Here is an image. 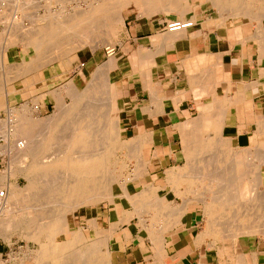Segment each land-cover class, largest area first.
<instances>
[{
	"label": "rangeland",
	"instance_id": "rangeland-1",
	"mask_svg": "<svg viewBox=\"0 0 264 264\" xmlns=\"http://www.w3.org/2000/svg\"><path fill=\"white\" fill-rule=\"evenodd\" d=\"M95 1L101 2L97 5L98 11L82 19L88 8L87 5L95 6L97 4ZM192 1L197 9L205 10L203 15L206 17L211 16L222 22L232 15L224 16L221 13L224 19L220 20L219 11H222L218 6V9L216 8L212 0ZM227 1L234 4L236 0ZM247 1L250 4L249 10L255 18L248 19L239 15L231 18L230 21L239 27H244L252 34L255 33L254 39L260 44L257 27L261 22L264 31V0ZM160 2L166 6L168 0H160ZM74 4L79 7L77 5L74 7ZM143 6L135 0H0V187L6 190L5 197L9 199L18 186L22 189V193L15 192L14 199L11 197L9 200L12 210L0 213V226L3 227L0 231V264H34V261H38L37 264H52L51 251L54 247L60 246L62 238L70 240L68 248L59 253L60 257L64 258L76 255L85 245H93L96 243L94 241L99 245L98 241L104 240L109 245L110 253L107 256L111 259V264H178L175 258L181 248L193 249L191 256L195 260L194 264H207L204 261L205 252L208 264H264V233L259 231L264 230V126H262L264 117H256L257 129L254 127L244 134L249 137L246 138L248 139L246 145H242L232 142L228 132L213 130L210 123L198 124L196 120L199 121L205 111H201L199 115L198 111H184L185 116L182 118H173L175 123L172 130L174 133L172 134L175 135L173 148L176 149V154L172 160L165 157L167 162L163 163L158 162L161 156L157 155V150L150 146L151 141L145 138L146 134H138L129 127L128 118L131 116V111L128 110L133 99L131 93L138 91L140 97L142 88L151 90L149 85L154 87L157 82L156 66L147 68L142 60L144 54L154 50V41L150 37L151 45H148L146 38L136 39L134 33L141 28L148 31L150 25L155 26L157 22L160 25L158 32H162L163 21L169 19L172 21L179 15L172 13L166 16L158 12L153 16L146 12V4L145 7ZM76 9L79 12H76ZM71 11L74 13L73 16ZM111 13L116 14L117 22L111 19L113 15ZM190 19L196 26L194 17ZM67 21L68 23H65ZM187 30H166L170 35L167 39L175 40L177 35L182 36ZM261 54L262 52L259 56ZM219 69L220 67L214 64L212 75L214 76ZM145 71L147 74L144 73ZM171 76L174 78L173 75ZM219 108L220 106L213 104L209 115L222 112ZM105 109L109 110L107 111L109 113L105 112ZM98 118L99 121H94ZM104 118L105 122H102ZM217 119L218 124L223 127V117ZM92 121L98 125V128L91 124ZM20 124L24 127V133L21 130L16 136L10 134L8 128ZM106 124L109 126L111 124V127L119 125L121 146L117 147L118 143L111 139ZM4 131L10 136L8 142L4 137ZM138 136H142L143 139L135 140L134 138ZM97 139L101 140L98 142ZM144 139L145 141L142 142ZM98 145L102 146L101 148H105L103 147L105 145L106 148L115 145L105 164L108 167H120L119 177L112 188L102 187L99 190L94 185L98 179H90L89 186L91 187L92 183L94 186L89 188V195L94 197L97 193L112 194L120 191L131 197L122 198L116 195L113 202H109V194L104 195L105 198L94 201L93 205L77 208L70 216V220L60 219L68 213L67 206L70 202V199L66 198L68 185L88 176L103 174L95 171L91 174L93 176L90 173L84 175L78 164L58 162L59 164L48 165L42 161L47 160L48 156L51 159V156L63 155L65 152L67 154L64 155L69 158L74 155V150H79L75 156L80 154V157H91V154L99 152L95 150H101ZM209 149L210 151H207ZM84 150L85 152L90 150V155L83 152ZM187 150L192 154H187ZM200 150L204 151L197 154ZM85 154L87 156H84ZM234 157L244 160H247L246 157H251L256 161L255 167L253 166L255 172L237 174L243 181L241 180L240 187H235L238 188L236 191L243 200H248L257 193L263 196L262 202L259 200L260 205L258 202L255 205L251 204L254 206L251 210H255L249 212L253 213L254 217L244 222L245 225H253L252 229L257 228V230L254 229L253 233L244 231L234 238L216 236L215 245L212 247L210 244L213 239L210 237L196 245L194 238L203 233L207 226L202 209L203 203L198 200L209 196L212 191H217L221 187V184L219 187L217 184L221 180L225 181V179L217 181L218 179L214 178L218 176L215 175L217 174L215 171L222 170L218 173L225 174L224 176H228L227 179L230 181L232 175L237 177L230 170L236 160ZM201 159L202 162H199ZM189 161L192 163L189 164ZM180 168H184V171L188 170L185 175H201L193 186L187 180L178 186L179 190L190 199L188 210L182 219L183 223L186 220L187 223L191 222L189 231L192 235L185 234L183 223L171 227L164 233L166 249L156 254V251L152 252V242L147 231L152 212L140 211L134 198H131L144 190L150 191L147 197V209H159L156 228L163 229L169 215L174 212L173 209L184 205V196L176 195L177 187L170 179L171 171ZM230 173L233 174L230 176ZM209 174L214 176L211 177ZM33 178L45 180L37 181L34 186H27L29 179ZM233 190L235 191L234 188ZM166 198L172 200L173 205H165ZM30 207H33V212L30 211ZM125 213L131 217L127 222L121 223ZM36 214L49 215L45 221L51 219L53 215L59 216L56 222L63 225L65 232H69L70 235L64 234L65 237L64 235L59 237V234H55L52 240L45 237L36 238L33 223L39 221L45 223L44 218L42 221L39 216H37L39 221L34 219ZM141 214L144 219L141 218ZM92 220H95L94 223ZM2 222L5 224L3 225ZM233 223L235 221L226 220L220 227L222 232ZM176 231L181 233V241L171 246L177 240ZM102 244L104 243L101 242V246L104 247L105 245ZM239 256H244L245 261H240Z\"/></svg>",
	"mask_w": 264,
	"mask_h": 264
},
{
	"label": "crops",
	"instance_id": "crops-1",
	"mask_svg": "<svg viewBox=\"0 0 264 264\" xmlns=\"http://www.w3.org/2000/svg\"><path fill=\"white\" fill-rule=\"evenodd\" d=\"M135 1L143 7L146 4L150 15L178 13L176 18L194 17L197 25L182 36L177 35L175 41L167 39L170 35L163 28L158 32V22L150 25L148 31L141 28L134 33L136 39L146 38L148 45L150 37L154 41V50L144 54L142 60L147 68L156 66L157 84L149 85L151 90L142 88L140 97L138 91L131 93L130 129L146 134L149 145L161 156L158 162H167L176 154L173 118H182L184 111H198V115L205 111L203 114L209 115L214 104L225 112L222 131L230 134L232 142L246 145L249 136L244 134L257 129V116L264 117V56H259L255 33L235 25L231 18L221 22L204 16L205 10L197 9L192 0H168L166 6L160 0ZM219 15L221 18L220 11ZM214 64L220 69L213 76ZM182 227L185 234L192 235L191 222L186 220ZM175 235L177 240L171 246L181 241V233L176 231ZM193 252L181 248L175 260L178 264H194ZM204 261L208 264L206 252Z\"/></svg>",
	"mask_w": 264,
	"mask_h": 264
},
{
	"label": "bare ground",
	"instance_id": "bare-ground-1",
	"mask_svg": "<svg viewBox=\"0 0 264 264\" xmlns=\"http://www.w3.org/2000/svg\"><path fill=\"white\" fill-rule=\"evenodd\" d=\"M90 1V0H89ZM100 1H102V0H100ZM214 1V0H213ZM95 2H97V4L95 5V6H91L90 7V5L88 6L87 4H85V5H87V10H85L86 12H85V14L83 15V18L82 19H84V16H86V15H89L90 16V14H95V12H97L98 11V9H99V7L97 6V5H99V3H101V2H98V1H95ZM95 2H94V4H95ZM154 2H156V0H154ZM215 2V5H217L218 6V8L222 11L221 13H223V15L225 16V14H232V15H230L229 17L230 18H234V17H237V16H244V17H247L248 19H250V18H255V17H253V15H252V13L250 12V10H249V7L248 6H250V4L248 3V1L247 0H236V1H234L235 3L234 4H231L229 1H227V0H215L214 1ZM103 3H105V1H103ZM243 3V4H242ZM88 4H90L89 2H88ZM237 4V5H236ZM77 5V4H76ZM75 4H74V7L76 6ZM82 5V4H81ZM101 5V4H100ZM242 5H243V7H242ZM78 6V5H77ZM237 6V7H236ZM79 7V6H78ZM86 6H84L83 5V8L84 9H86L85 8ZM238 8L236 11H233V10H235L236 8ZM217 8V9H218ZM70 9H72V8H70ZM80 9V8H79ZM82 9V8H81ZM83 9V10H84ZM105 10V9H104ZM182 10V9H181ZM69 11V10H68ZM74 11V10H73ZM76 12L78 11L79 12V10H75ZM75 11H74V13H75ZM232 11L234 12V13H232ZM72 12V11H71ZM73 13V12H72ZM71 13V14H72ZM74 13L72 14V16L74 15ZM119 13V12H118ZM70 14V15H71ZM111 14H113L112 16H111V19L113 20V21H115V22H117V17H116V14H117V12H116V14L115 13H111ZM120 15L122 14V13H119ZM118 15V14H117ZM183 15V14H182ZM123 16V15H122ZM69 17V16H68ZM71 17V16H70ZM76 18H77V16H75ZM80 17H82L81 15H80ZM120 17V16H119ZM228 17V18H229ZM181 18H182V16H181ZM224 19V17L222 16L221 17V19L220 20H223ZM71 19V18H70ZM119 19V18H118ZM64 20H66V19H64ZM63 20V21H64ZM68 20H69V18H68ZM74 20V19H73ZM121 20V19H120ZM123 20V19H122ZM60 21H62V20H60ZM70 22V21H69ZM72 22V21H71ZM58 23H60L59 21H58ZM65 23H68V21L67 22H65ZM114 23V22H113ZM233 23V22H232ZM57 24V23H56ZM64 24V23H63ZM62 24V25H63ZM72 24V23H71ZM225 24V23H224ZM75 25V24H74ZM64 26V25H63ZM75 27H76V25H75ZM195 27V26H194ZM51 28V27H50ZM67 28V27H66ZM72 28V27H71ZM80 28V27H79ZM83 28V27H82ZM94 28V27H93ZM68 29H70V28H68ZM48 32V31H47ZM257 38L259 39V41H260V52H262V54L260 55V56H264V31L262 30V24H261V22L260 23H258V27H257ZM184 34V33H183ZM177 37V36H176ZM246 37V36H245ZM255 38H256V36H255ZM171 41H175V40H171ZM30 48V47H29ZM149 55V54H148ZM40 65V64H39ZM40 67H41V65H40ZM70 90H72V88L70 89ZM73 92V91H72ZM84 94V93H83ZM75 95H76V93H75ZM58 97V96H57ZM105 101V100H104ZM96 102V101H95ZM110 102V101H109ZM5 103H7V102H5ZM108 104V103H107ZM7 105L5 104V107H6ZM101 106V105H100ZM106 107L108 106V105H105ZM110 106V105H109ZM91 107V106H90ZM7 108H9V107H7ZM11 108V107H10ZM84 108V107H83ZM93 108H95V106L93 107ZM110 108V107H109ZM5 109V108H4ZM14 109H16L15 107H14ZM14 109H13V111H14ZM91 110V109H90ZM101 110V109H100ZM99 110V111H100ZM9 111V110H8ZM10 111H12V110H10ZM86 111V110H85ZM94 111V113H96V111H97V109H96V111L95 110H93ZM107 111H109V110H106L105 109V112H107ZM105 112H104V115H105ZM224 111H222V112H220V113H218V114H216V115H204V116H201V118H200V120L199 121H197L196 120V122L199 124V123H201L202 124V122H204V123H210L211 125H212V129L213 130H215L216 132H221L222 133V130H223V127H221L219 124H218V122L216 121V120H218L217 118H220V117H223V119L225 118L224 117V114H225V112L223 113ZM92 113V112H91ZM94 113H92V115L94 116ZM107 113H109V112H107ZM86 114V113H85ZM102 114V113H101ZM86 115H88V114H86ZM107 115V114H106ZM109 115V114H108ZM91 117V116H90ZM89 116H88V118H90ZM97 117H98V115H97ZM97 117H95L96 119H97ZM15 118V117H14ZM92 119H93V117H91ZM100 118H102V116H100ZM85 119V118H84ZM91 119V120H92ZM96 119H94V121H99V118H98V120H96ZM106 119L108 120V118H107V116H106ZM220 120V119H219ZM94 121H92V123L91 124H94ZM105 122V118H104V120H102V122ZM107 122V121H106ZM12 123H10V125H11ZM112 124V123H111ZM111 124H110V126L108 125V124H106V125H108L107 126V130H109V136L111 137V139L113 140H115L116 141V144H117V147L118 146H121V141H120V134H121V132H120V127H119V125L118 124H116V126H114V127H111ZM21 125L22 124H20L19 126H13L12 125V129L11 128H8V131H10V134H13V136L15 135L16 136V134L18 133V132H20L21 130H23V133H24V127H21ZM86 125V124H85ZM94 125H96V124H94ZM102 125V124H101ZM115 125V124H114ZM224 125V124H223ZM23 126V125H22ZM97 126V128H98V125H96ZM96 126H93L94 128L96 127ZM102 126H104V125H102ZM262 126H264V125H262ZM105 127V126H104ZM260 127V126H259ZM76 128V127H75ZM87 128V127H86ZM101 128L102 127H100V130H101ZM79 129V128H78ZM91 129V128H90ZM105 129V128H104ZM111 129H112V131H111ZM86 130V129H85ZM94 132H95V130L94 129H92ZM91 130V131H92ZM98 131H99V129H97ZM96 130V131H97ZM5 131H7V130H5ZM4 131V132H5ZM25 131H26V129H25ZM83 132V131H82ZM22 133V132H21ZM75 133H77V132H75ZM84 133H85V131H84ZM87 133V132H86ZM81 134V133H80ZM79 134V135H80ZM89 134V133H88ZM92 135H94V133L92 134ZM98 135H99V133H98ZM105 135H107L106 133H105ZM101 136V135H100ZM99 136V138H103V137H100ZM4 137H5V139L7 140V142H8V139H9V134H7L6 132H5V134H4ZM75 137V136H74ZM78 139V138H77ZM76 139V140H77ZM87 139H89V137L87 138ZM93 139H94V137H93ZM101 139H97L98 140V142L101 140ZM104 139V138H103ZM135 140L137 139L138 141H141L142 139H143V137L142 136H138L137 138H134ZM90 141H92V140H90ZM83 142V141H82ZM85 142H86V140H85ZM103 142V141H102ZM101 142V143H102ZM95 143V142H94ZM105 143H106V141H105ZM87 144V143H86ZM97 144H99V143H97ZM112 144V143H111ZM89 145V144H88ZM96 145V144H95ZM95 145H93V146H95ZM100 145V144H99ZM98 145V146H99ZM104 145V144H103ZM106 145H107V143H106ZM106 145L105 146H103V147H105V148H101L102 146H99L100 147V149L101 150H99V149H97V150H95V152H97V151H99L98 153H95L94 155L93 154H89V151H87V152H85V150L83 151V152H85V153H88L87 155H90L91 157H88L86 154L84 155V156H87L86 158L85 157H80V154L78 155V156H75V153L77 152V151H79V150H74L73 151V153H74V155H72V156H69V158H67V156H65L64 154L66 153H64L63 155L62 154H58V155H53V157L51 156V159H49L50 157L48 156L47 158V160H41L42 161V163H44V164H48V165H53V164H55V163H58V162H65V163H68L69 165L70 164H72V165H80V167L82 168V174H84V173H90V175L91 174H94L95 173V171H99L100 173H102L103 175H101V176H94V177H90V176H88V178H84L83 180H81L80 179V181L78 180V181H76V183L74 182V183H70L69 185H68V193H67V197L66 198H68V199H70V202L68 203V206H67V214L65 215V216H61L60 217V219H66V220H70V216L74 213V211L77 209V208H79V207H81V206H84V205H93L97 200H100L101 198H105V196L104 195H108L109 194V198H108V201L109 202H113V200H114V198H115V196L116 195H119V197L121 196L122 198L123 197H126V198H130L131 196H129L127 193H125V192H113L112 194L111 193H107V192H105V193H97V194H95L94 195V197H93V195H92V197L89 195L90 194V189L89 188H93V186L95 185L96 186V189H100V188H102V187H104L105 189H109V188H112L113 187V184L114 183H116L117 181V179H118V177H119V173H118V170H120V167H115V168H113V167H108V165H106L105 163H106V161H107V158H108V156L110 155V153L112 152V149H113V147H115V145H110V146H107V148H106ZM92 146V147H93ZM80 147V146H79ZM82 147V146H81ZM87 148V147H86ZM190 148V147H189ZM90 149V148H89ZM87 150V149H86ZM190 150V149H189ZM249 150V149H248ZM255 150V149H254ZM202 151H204V150H200L197 154H201L202 153ZM207 151H210V149L209 150H207ZM230 151V150H229ZM239 152V151H238ZM63 153V152H62ZM82 153V152H81ZM90 153H92V152H90ZM187 154H189V155H191L192 153L190 152V151H188L187 150V152H186ZM230 153V152H229ZM240 153H241V151H240ZM239 153V154H240ZM67 154V153H66ZM235 154V153H234ZM69 155V154H68ZM93 155V156H92ZM245 155V154H244ZM247 155H248V152H247ZM204 156V155H203ZM259 156H260V154H259ZM258 156V157H259ZM80 157V158H79ZM242 157H243V154H242ZM261 157V156H260ZM231 158H233V157H231ZM235 158V157H234ZM236 159V158H235ZM234 159V160H235ZM246 159L247 160H244V159H240L239 157H237V159L235 160V162H234V164H232V168L230 169V170H232V172L234 173V174H242L243 172H245V173H248V172H250V171H253V172H255V170L256 169H254V163L256 162V161H254V160H252V158L251 157H246ZM219 160V159H218ZM233 160V161H234ZM39 161V160H38ZM213 161V160H212ZM232 161V162H233ZM250 161H252V162H250ZM199 162H202V159L199 161ZM211 162V161H210ZM215 162V161H214ZM108 163V162H107ZM190 163H192V161L190 162L189 161V164ZM197 163V162H196ZM209 163V162H208ZM59 164V163H58ZM58 164H57V166H58ZM216 164V163H215ZM218 164V163H217ZM256 164V163H255ZM206 165V164H205ZM228 165V164H227ZM259 165V164H258ZM61 166V165H60ZM212 166V165H211ZM254 166V167H253ZM253 169H252V168ZM257 167V166H256ZM68 168V167H67ZM74 169V168H73ZM184 169V168H183ZM182 168H180V169H177V170H172L171 171V175H170V179H172L173 181H174V183H175V185H176V187H177V189H175V193H176V195H178V194H181V195H183L184 197V205H182L181 206V208H172L173 210H174V212H171V214L169 215V218H168V220H166V222H165V225H164V228L163 229H158V228H156V226H157V220H156V217L158 216V211H159V209L158 208H151V210H148L147 209V197H148V193H150V191H146V190H144V191H142L141 193H139V194H137L136 196H132V198L131 199H133L134 198V201L136 202V204L139 206L137 209H140V211H142V210H145L146 212H152V215H151V223L150 224H148V227H147V231H148V236H149V239H151L150 241L152 242V252L153 251H156L155 253L156 254H159V253H162L165 249H166V245H165V241H166V237L164 236V233L166 232V231H168L169 229H171V227H174V226H178V224H182L183 223V217H184V215L186 214V212H187V210H188V204H189V202H190V199H188L186 196H185V194H184V192H182V191H180L179 190V188H178V186L183 182V181H185V180H187L189 183H191L192 184V186H193V184H195V182H197L196 181V179H198L199 177H201V175H195V176H190V175H185V174H187L188 172V170H186V171H184ZM189 169H191V168H189ZM211 169V168H210ZM213 170L215 169V168H212ZM216 169H218V168H216ZM252 169V170H251ZM220 170V169H219ZM218 170V172H222V170H220L219 171ZM229 170V169H228ZM258 171V170H257ZM217 174H215V175H218V176H214V178H217L218 180L217 181H220V179H225V181H223V180H221L218 184H217V186L219 187V184H221V187L217 190V191H212L211 192V194H209V196H204V197H201L198 201H200L201 203H203V212H204V216H205V219H206V222H207V226H206V229L203 231V233H201V234H199V235H197L195 238H194V241H195V244L196 245H198V244H200L202 241H206V239L207 238H212L213 239V242L210 244V246L212 247V246H214L215 245V237L217 236V237H220V238H227V237H232V238H234L236 235H239V233H244V231L245 232H254V229H252V226L253 225H245L246 223H244L245 221H247V220H249L252 216H253V213H251L250 214V212L249 211H252L251 209L254 207V206H252L251 204H256L257 202H258V204L260 203L259 202V200L261 201V199H263L264 197L263 196H259L258 195V193H257V195H255L254 193V195L253 194H251V195H253V196H250L249 198H248V200H243L242 199V197H241V195H239L238 193H237V187H235V186H238V187H240L241 186V183H242V181L240 180V178H239V176L237 175V177H235L234 175H232L231 176V174H233V173H230V176L231 177H233V178H231V181L230 180H228L227 178H228V176L227 177H225L224 175L225 174H223L222 175V173H221V175L217 172V171H215ZM226 172V171H225ZM225 172H223V173H225ZM236 172V173H235ZM229 173V172H228ZM198 174H200V171H199V173ZM210 174H212V173H210ZM209 174V175H210ZM255 174V173H254ZM80 175H81V173H80ZM85 175V174H84ZM209 175H207V176H209ZM247 175V177H248V174H246ZM91 176H93V175H91ZM211 176V175H210ZM213 176H211V177H213ZM53 177V176H52ZM101 177V178H100ZM41 179H42V177H40ZM130 178V177H129ZM204 178H206V177H204ZM213 178V179H214ZM229 178V179H230ZM256 178V177H255ZM254 178V179H255ZM37 179V178H36ZM90 179H93V180H97L98 179V182L97 183H94V185H92L91 184V187L89 186L90 184H89V181H90ZM208 179H209V177H208ZM45 179L43 178V180H39V179H37V180H35V178H33V179H29V182H28V184H27V186H34L35 184H37V181H44ZM256 180V179H255ZM257 180H258V178H257ZM201 181V180H200ZM211 181V180H210ZM214 181H215V179H214ZM236 181V182H235ZM71 182V181H70ZM94 182V181H93ZM68 184V183H67ZM66 185V184H65ZM88 185V186H87ZM250 185V184H249ZM127 187V186H126ZM195 187V186H194ZM256 187V186H255ZM26 188V187H25ZM24 188V190H26ZM233 188L235 189V191L233 190ZM125 189V188H124ZM15 192H20V193H22V189L18 186L17 188H16V190H15ZM14 191H13V196H10V199H11V197L13 198L14 197V193H15ZM8 194V193H7ZM180 195V196H181ZM264 195V194H263ZM16 197V196H15ZM261 197H263V198H261ZM260 198V199H259ZM9 197H5V200H4V204L0 207V213H4L5 211H11L12 209H11V206H10V204H9ZM14 199V198H13ZM95 201V202H94ZM264 201V200H263ZM262 202V201H261ZM11 203V202H10ZM66 203V202H65ZM164 204L165 205H168V206H171V205H173V201L172 200H170V199H164ZM12 205H13V203H12ZM252 207H251V206ZM260 205V204H259ZM38 207V206H37ZM258 207V206H257ZM13 208V207H12ZM14 208H16V207H14ZM13 208V209H14ZM28 208V207H27ZM27 208H26V210H27ZM31 208V207H30ZM29 208V209H30ZM33 208V207H32ZM32 208L30 209V211H32ZM17 209V208H16ZM35 209V208H34ZM259 209L262 211V209L259 207ZM21 210V209H20ZM255 210V209H254ZM253 210V211H254ZM257 210V209H256ZM264 210V209H263ZM56 211V210H55ZM252 211V212H253ZM33 212V211H32ZM34 212H36V209H35V211ZM79 214V213H78ZM149 214V213H148ZM35 216V215H34ZM37 216H39L40 218H41V220H42V218H44V221H45V219L46 218H48L49 217V215H45V216H40L39 214L37 215L36 214V216H35V218L34 219H38V221H39V217L37 218ZM131 216L128 214V213H125V215H124V217L121 219V223H124V222H127L128 221V219L130 218ZM254 217V216H253ZM58 218H59V216H52V218L51 219H47L48 221H45V223H43V222H36V223H33L34 224V227H35V229H34V234H35V236H36V238H48V239H50V240H52V238H54V236H55V234H59V237H60V235L62 236V235H64V234H69L70 235V233L68 232H65V230H64V227H63V225H59L58 224V222H56V220H58ZM141 218L142 219H144L143 217H142V214H141ZM226 220L227 221H235V223H233V225H230L229 227H228V229H224V231L222 232V230H221V225L224 223V222H226ZM253 220V219H252ZM251 220V221H252ZM43 221V220H42ZM95 221V220H94ZM94 221L92 220V223H94ZM32 222H35V221H32ZM145 222V221H144ZM96 223V222H95ZM228 223V222H227ZM2 224L4 225L5 223H3L2 222ZM250 224H251V222H250ZM257 225V224H256ZM254 226H255V223H254ZM263 227V226H262ZM3 229V227H1L0 226V231ZM227 228V227H226ZM255 230H257V228L255 229ZM260 232H262V234L264 233V230H262V229H260L259 230ZM64 237H65V235H64ZM216 237V238H217ZM88 242V241H87ZM94 242H96V243H94L93 245H85L84 247H83V249H81V250H79V252L76 254V255H74V256H72V257H68V258H64V257H60V252H62V250H65V249H67L68 248V246L70 245V240L68 239V238H66V239H63L62 238V241H61V243L59 244L60 246H57V247H54V249L51 251V255H50V257H51V259H52V264H111V259H109L108 258V254L110 253V250H109V245H108V243H105L104 242V240H102V241H98V242H100V244L99 245H97L98 243H97V241H94ZM101 242L102 243H104V244H102V245H105L104 247L103 246H101ZM239 260L241 261H245L244 260V256L242 257V256H239ZM37 259V258H36ZM35 263L34 264H37V262L38 261H34Z\"/></svg>",
	"mask_w": 264,
	"mask_h": 264
},
{
	"label": "built area",
	"instance_id": "built-area-1",
	"mask_svg": "<svg viewBox=\"0 0 264 264\" xmlns=\"http://www.w3.org/2000/svg\"><path fill=\"white\" fill-rule=\"evenodd\" d=\"M194 26V21L190 18L183 20L182 18H173L172 21H163V29L169 31H180L192 28ZM6 196V190L0 187V207L4 204Z\"/></svg>",
	"mask_w": 264,
	"mask_h": 264
}]
</instances>
